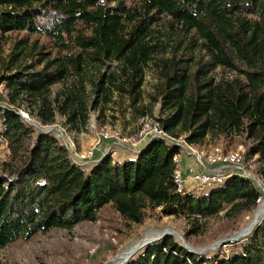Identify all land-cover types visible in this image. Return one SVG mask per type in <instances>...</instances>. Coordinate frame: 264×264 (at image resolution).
<instances>
[{
	"label": "trees",
	"instance_id": "obj_1",
	"mask_svg": "<svg viewBox=\"0 0 264 264\" xmlns=\"http://www.w3.org/2000/svg\"><path fill=\"white\" fill-rule=\"evenodd\" d=\"M149 74L157 82L146 100ZM0 82L8 103L0 105L8 149L0 252L97 221L107 205L127 223H143L149 209L183 216L188 240L211 217L249 215L264 198L243 175L205 195L178 193L174 156L183 150L161 137L124 158L96 151L81 165L66 138L19 113L74 133L87 129L91 111L99 120L122 97L134 119L152 117L169 137L196 146L245 135V158L264 176V0H0ZM128 264H264V221L230 254L191 253L167 235Z\"/></svg>",
	"mask_w": 264,
	"mask_h": 264
},
{
	"label": "rangeland",
	"instance_id": "obj_2",
	"mask_svg": "<svg viewBox=\"0 0 264 264\" xmlns=\"http://www.w3.org/2000/svg\"><path fill=\"white\" fill-rule=\"evenodd\" d=\"M13 36L20 35L14 33ZM11 45V41L8 45H4L5 56L11 51ZM156 82L157 79L153 75H147L144 85L146 100L148 93L154 91ZM57 87L54 86V89ZM5 88V83L0 82V105H8L1 95L6 93ZM19 112L26 115V119L35 126L44 130H54L63 139L66 138L64 142L68 143V147L76 156L87 155L97 147L102 149L101 155L110 154L113 158H124L159 135L156 130L157 121L148 116L134 119L128 101L122 97H115L99 120L98 112L91 111L87 129L74 133H69L60 121L51 125H42L25 110L21 109ZM101 137H105V140L98 144ZM167 139L177 144L185 143L184 136ZM122 145L132 148V151ZM241 145L244 146L246 154L249 141L245 135H238L232 139L220 138L217 141L208 139L203 145H195V147L204 153H209L215 146L233 151L239 149ZM6 160H8V149L0 139V175L3 173V161ZM91 163L87 162V165ZM246 164L251 172L257 173L258 164L255 158H247ZM263 207L264 203H259L251 214H237L233 217L223 216L222 212L220 216L211 217L198 234L192 235L187 240L185 233L189 229V224L183 216H165L160 212V208L149 209L146 211L143 223H127L112 206L107 205L100 212L97 221L83 222L72 229L54 228L48 232H40L31 239H20L9 244L0 252V264H128L134 255L151 244L150 241L160 237L162 239L166 229L184 235L186 242L192 248L201 249L202 252L198 254L209 257L230 254L236 248V243L245 242L256 231L254 228L260 221L262 220L261 223L264 221L263 214L253 226L256 215ZM250 227L251 230L247 231ZM235 234L242 238L215 249L211 248L216 242L233 235L235 237ZM171 236L179 243H184L176 235Z\"/></svg>",
	"mask_w": 264,
	"mask_h": 264
},
{
	"label": "built area",
	"instance_id": "obj_3",
	"mask_svg": "<svg viewBox=\"0 0 264 264\" xmlns=\"http://www.w3.org/2000/svg\"><path fill=\"white\" fill-rule=\"evenodd\" d=\"M156 130L159 132L157 137L166 139L169 137L167 133L159 130L158 127H156ZM102 140L103 138L99 139L98 144ZM65 144L68 147V143L65 142ZM177 145L181 146L183 150L174 156V161L176 162L174 180L178 193H190L194 196L205 195L211 189L225 185L232 176L243 175L248 177L261 193L264 194V176L251 172L248 169L243 145L233 151L225 150L222 146H215L209 153L198 150L194 144L188 143L186 140L184 144L178 143ZM122 147L128 148L126 145H122ZM101 150L95 147L89 154L82 156L74 155L72 150L71 153L75 162L87 165V162L92 161L95 152L97 151L101 154ZM101 156L103 157L104 155ZM184 158L191 159V164H187L186 170L183 168ZM263 200V196H260L258 202L261 203Z\"/></svg>",
	"mask_w": 264,
	"mask_h": 264
},
{
	"label": "water",
	"instance_id": "obj_4",
	"mask_svg": "<svg viewBox=\"0 0 264 264\" xmlns=\"http://www.w3.org/2000/svg\"><path fill=\"white\" fill-rule=\"evenodd\" d=\"M20 113V112H19ZM23 117H25V118H27V116L26 115H24L23 113H20ZM106 156V155H105ZM104 157V156H103ZM99 161H100V159H99ZM264 219V218H263ZM262 221V220H261ZM261 221H260V223L256 226L257 228L260 226V224H261ZM254 228V230L256 229L257 230V228ZM252 233V232H251ZM250 233V234H251ZM237 234V233H236ZM235 234V235H236ZM249 234V235H250ZM167 235H176L177 237H179L180 239H182L183 241H184V243H182L181 245L184 247V248H186L189 252H191V253H201L202 251H201V249H196V248H192L187 242H186V239H185V237H184V235H182L180 232H178V231H175V230H172V231H169V229H166V231L164 232V234H163V236H167ZM162 236V237H163ZM248 236V235H247ZM239 238H234V235L232 236V237H230V238H228V239H225V240H220V241H218V242H216L211 248H217V247H219V246H221V245H226V244H228V243H232V242H234V241H237ZM125 261H128V260H125ZM122 264H125V263H122Z\"/></svg>",
	"mask_w": 264,
	"mask_h": 264
},
{
	"label": "bare ground",
	"instance_id": "obj_5",
	"mask_svg": "<svg viewBox=\"0 0 264 264\" xmlns=\"http://www.w3.org/2000/svg\"><path fill=\"white\" fill-rule=\"evenodd\" d=\"M261 203H264V200L261 202ZM260 203V204H261ZM264 214V207L258 212V214L256 215V218H255V222H254V225L253 226H255V223H257L258 222V220H259V218L260 217H262V215ZM251 230V227L249 228V229H247V231H250ZM246 231V232H247ZM234 238H242L240 235H236ZM159 239H161V237L160 238H158V239H155V240H153V241H150L149 243H152V242H156L157 240H159ZM135 251H137V250H135ZM134 251V252H135Z\"/></svg>",
	"mask_w": 264,
	"mask_h": 264
},
{
	"label": "crops",
	"instance_id": "obj_6",
	"mask_svg": "<svg viewBox=\"0 0 264 264\" xmlns=\"http://www.w3.org/2000/svg\"><path fill=\"white\" fill-rule=\"evenodd\" d=\"M183 168H184V170H186V168H187V164H191V159H189V158H184L183 159Z\"/></svg>",
	"mask_w": 264,
	"mask_h": 264
}]
</instances>
